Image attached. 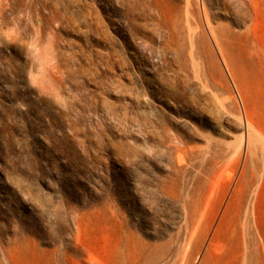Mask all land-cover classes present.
<instances>
[{"label": "rangeland", "instance_id": "rangeland-1", "mask_svg": "<svg viewBox=\"0 0 264 264\" xmlns=\"http://www.w3.org/2000/svg\"><path fill=\"white\" fill-rule=\"evenodd\" d=\"M0 264H264V0H0Z\"/></svg>", "mask_w": 264, "mask_h": 264}]
</instances>
